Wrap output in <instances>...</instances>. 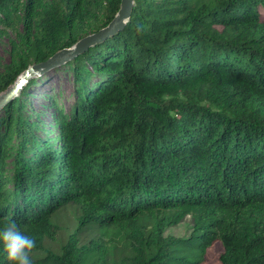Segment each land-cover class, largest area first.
<instances>
[{
	"label": "trees",
	"instance_id": "16d2710c",
	"mask_svg": "<svg viewBox=\"0 0 264 264\" xmlns=\"http://www.w3.org/2000/svg\"><path fill=\"white\" fill-rule=\"evenodd\" d=\"M120 1L0 0V38L15 34L0 93ZM186 219L187 237L166 234ZM9 220L33 264H202L216 242L219 264H264V0H133L121 31L33 77L0 110Z\"/></svg>",
	"mask_w": 264,
	"mask_h": 264
},
{
	"label": "water",
	"instance_id": "95a60500",
	"mask_svg": "<svg viewBox=\"0 0 264 264\" xmlns=\"http://www.w3.org/2000/svg\"><path fill=\"white\" fill-rule=\"evenodd\" d=\"M133 7V0H121L120 8L113 20L100 31L80 39L71 49H64L55 53L46 62L29 66L5 92L0 93V110L11 102L23 87L35 76L41 75L53 68L71 61L90 47L99 44L121 31L129 20Z\"/></svg>",
	"mask_w": 264,
	"mask_h": 264
},
{
	"label": "rangeland",
	"instance_id": "374dc122",
	"mask_svg": "<svg viewBox=\"0 0 264 264\" xmlns=\"http://www.w3.org/2000/svg\"><path fill=\"white\" fill-rule=\"evenodd\" d=\"M1 28V26H0ZM20 29V27H19ZM15 39V34L8 30L6 35L2 38H0V73L4 70V67L9 63L10 60V41ZM51 84L49 86H53L56 83V78L54 76L50 77ZM43 87V86H42ZM41 91H37L36 94L38 95L42 93L48 92L51 88H40ZM63 90L65 91V96H68V93L70 92L69 87H64ZM66 106L68 103H64ZM33 108L37 110L38 108V102L35 101L33 104ZM47 116V115H46ZM46 122L50 123V119L46 118ZM51 131L55 130L50 129ZM9 164V160H8ZM73 209H66L65 211L61 212L58 216H53L51 218V221L59 225L62 231L59 232L56 242H61L64 238L67 232L71 231L74 228V221H75V215L73 214ZM189 227H190V221L189 219H186L183 223L178 225L177 227L171 228L167 231V235H172L175 237H187L189 235ZM51 247L55 248L57 247L56 243H51ZM222 251V247L220 243L216 242L214 243L205 253L204 260L202 264H219L218 262V256Z\"/></svg>",
	"mask_w": 264,
	"mask_h": 264
},
{
	"label": "clouds",
	"instance_id": "9594fccd",
	"mask_svg": "<svg viewBox=\"0 0 264 264\" xmlns=\"http://www.w3.org/2000/svg\"><path fill=\"white\" fill-rule=\"evenodd\" d=\"M0 243L7 255L9 264H33L31 254L36 247V240L26 234L15 220L5 223L0 230Z\"/></svg>",
	"mask_w": 264,
	"mask_h": 264
}]
</instances>
